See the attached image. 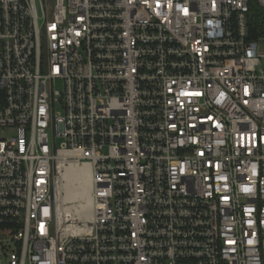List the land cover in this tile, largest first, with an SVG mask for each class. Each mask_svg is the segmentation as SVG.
I'll return each instance as SVG.
<instances>
[{
	"label": "built area",
	"instance_id": "built-area-1",
	"mask_svg": "<svg viewBox=\"0 0 264 264\" xmlns=\"http://www.w3.org/2000/svg\"><path fill=\"white\" fill-rule=\"evenodd\" d=\"M0 264H264V0H0Z\"/></svg>",
	"mask_w": 264,
	"mask_h": 264
},
{
	"label": "bare ground",
	"instance_id": "bare-ground-1",
	"mask_svg": "<svg viewBox=\"0 0 264 264\" xmlns=\"http://www.w3.org/2000/svg\"><path fill=\"white\" fill-rule=\"evenodd\" d=\"M64 183L57 193L62 213L88 219L92 212L91 172L88 166L71 164L63 172ZM63 181V180H62Z\"/></svg>",
	"mask_w": 264,
	"mask_h": 264
},
{
	"label": "trees",
	"instance_id": "trees-1",
	"mask_svg": "<svg viewBox=\"0 0 264 264\" xmlns=\"http://www.w3.org/2000/svg\"><path fill=\"white\" fill-rule=\"evenodd\" d=\"M260 10L257 7H252L251 11V22L250 29L254 34L252 35L254 38L258 37L261 34V19H260Z\"/></svg>",
	"mask_w": 264,
	"mask_h": 264
},
{
	"label": "rangeland",
	"instance_id": "rangeland-1",
	"mask_svg": "<svg viewBox=\"0 0 264 264\" xmlns=\"http://www.w3.org/2000/svg\"><path fill=\"white\" fill-rule=\"evenodd\" d=\"M62 88H63L62 82H60V81L57 82L56 83V89L61 90ZM62 183H64V179H63ZM62 183H61V186L63 185Z\"/></svg>",
	"mask_w": 264,
	"mask_h": 264
}]
</instances>
